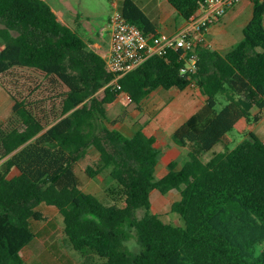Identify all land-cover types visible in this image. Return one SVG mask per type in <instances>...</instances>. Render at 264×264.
<instances>
[{
    "label": "trees",
    "instance_id": "obj_1",
    "mask_svg": "<svg viewBox=\"0 0 264 264\" xmlns=\"http://www.w3.org/2000/svg\"><path fill=\"white\" fill-rule=\"evenodd\" d=\"M202 1L169 3L187 21ZM252 2L243 39L227 53L200 48L190 78L181 75L180 54L169 51L118 80L137 105L160 88L185 91L193 83L207 97L172 134L178 146H193L188 158L181 167L169 162L157 179V137L108 125L106 106L121 91L106 59L46 0H0V78L10 77L3 85L13 100L12 115L0 121V264H29L22 253L37 238L31 222L44 219L43 204L63 216L64 243L82 264H264V142L254 132L264 111V0ZM119 9L157 34L134 0ZM232 131L246 138L230 150ZM91 150L98 158L85 172L95 178L110 169L108 202L86 192L77 172ZM172 190L180 193L172 211L184 225L152 212V193Z\"/></svg>",
    "mask_w": 264,
    "mask_h": 264
},
{
    "label": "rangeland",
    "instance_id": "obj_2",
    "mask_svg": "<svg viewBox=\"0 0 264 264\" xmlns=\"http://www.w3.org/2000/svg\"><path fill=\"white\" fill-rule=\"evenodd\" d=\"M47 2L56 11H61L66 15L71 27H74L73 22L78 18L80 23L88 24L95 31L101 30L105 25L104 17L112 6L108 0H48ZM77 15L79 16L77 17ZM218 26H215V28L217 29ZM77 31L83 35L81 30L77 29ZM211 32L213 33L214 29ZM212 33L210 37H213ZM3 47L4 44L0 40V50ZM36 81L42 86L43 94L47 97L51 96L50 87L44 84V80L40 78ZM21 82L25 84L28 80L24 78ZM4 83L10 84L9 76L0 78V121H7L10 118L13 106V100L3 85ZM31 87L34 88L36 85L33 83ZM24 88L26 87H21V89ZM96 97L102 99L104 90L99 91ZM206 100L207 97L202 94L197 86H191L185 91H162L146 98L140 105H137L134 101L123 100L119 94L113 103L106 106L111 121L108 125L128 135H132L140 127H144L149 133L157 134V146L162 151L160 164L156 172V178L159 179L165 174L169 162L176 161L181 167L188 158L189 151L193 149V146H178L172 139L170 129L177 127L196 113ZM218 109H220V106ZM263 128L264 126H261L258 132L260 133ZM229 136L232 138V143L229 146L230 150L236 148L246 138L245 135L236 131H232ZM223 150L222 145L215 147L217 152ZM211 156L212 153H205L202 155V159L208 161ZM97 158L98 155L91 150L88 157L77 166V172L86 192L93 193L101 200L108 202L105 190L112 182L110 169L105 170L95 178H89L85 172L87 166L93 165ZM16 173L18 171L13 174ZM179 197L180 193L177 190H172L166 196L159 191H154L151 196L152 212L159 214L166 223L184 225L181 217L172 211V205ZM37 210L44 215V219L42 221L32 220L31 222L32 228L37 234V239L33 245L24 249L23 256L25 260L31 264H48L49 261L62 264L67 259L83 260L82 255L64 243L63 216L59 211L55 207L44 204L40 205ZM139 215H142V212ZM128 245L134 251L139 250L134 240L128 242ZM73 264H82V262L76 260Z\"/></svg>",
    "mask_w": 264,
    "mask_h": 264
},
{
    "label": "built area",
    "instance_id": "obj_3",
    "mask_svg": "<svg viewBox=\"0 0 264 264\" xmlns=\"http://www.w3.org/2000/svg\"><path fill=\"white\" fill-rule=\"evenodd\" d=\"M115 9L108 26L111 36V51L106 59L107 70L115 75L113 83L120 90L123 100L133 101L130 94L122 90L118 80L132 72L155 55L169 51L180 54L184 65L181 75L190 78L196 73L199 49L206 47L205 34L229 9L242 0H203L200 8L186 21L176 34H145L139 26L130 22L118 8L119 0H108ZM191 86H196L194 83Z\"/></svg>",
    "mask_w": 264,
    "mask_h": 264
},
{
    "label": "crops",
    "instance_id": "obj_4",
    "mask_svg": "<svg viewBox=\"0 0 264 264\" xmlns=\"http://www.w3.org/2000/svg\"><path fill=\"white\" fill-rule=\"evenodd\" d=\"M134 1L150 17L151 21L154 24V29L156 33H165L170 35L176 34L186 24V20H184L181 17V15L174 9V7L169 3V0H134ZM120 4H121V0L118 1V8L120 7ZM114 9L115 6H111V10L104 17L105 25L99 31H95L91 29V26H89L88 24H83L82 22L80 23L78 18L76 19V21L73 22L74 27L72 28L81 30L83 32L82 34L84 35V38L88 42H90L91 47L104 58H107L111 51V36H110L108 22ZM54 11L56 12L61 22L71 27L64 13H62L61 11H56L55 9ZM78 16L79 15H77V17ZM252 16H253L252 0H242L239 4L229 9L228 12L215 25L209 28V30L205 34L206 46L218 50L221 53H227L243 39L244 28L250 22ZM217 25L219 26L216 29L215 26ZM212 29H214L213 33L211 32ZM211 33L213 37H210ZM176 90L178 89L172 88L170 90H165L160 88L149 94L146 98L154 96L156 93H161L162 91H176ZM257 112L258 110L256 109L254 113ZM180 125H178L177 127H179ZM261 126H264V111L262 113V120L259 122V124L256 126L254 130V132L259 136V138L264 142V128L260 133L258 132V129ZM177 127L170 129L171 136ZM154 135L158 137L156 133H154ZM13 173L11 177L18 174V173L16 174ZM36 239L31 245H33L36 242ZM76 260L79 261L80 263L83 261L81 259L80 260L76 259ZM76 260L67 259V261L62 264H73ZM48 264H57V263H53L49 261Z\"/></svg>",
    "mask_w": 264,
    "mask_h": 264
}]
</instances>
